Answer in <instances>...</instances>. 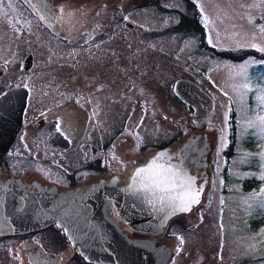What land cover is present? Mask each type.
<instances>
[{
    "label": "rangeland",
    "instance_id": "rangeland-1",
    "mask_svg": "<svg viewBox=\"0 0 264 264\" xmlns=\"http://www.w3.org/2000/svg\"><path fill=\"white\" fill-rule=\"evenodd\" d=\"M54 1H48L52 10L56 6ZM14 2L0 0V67L7 69L0 77V91L17 82L22 75L19 67L22 55L36 45L35 39L40 45L44 38L27 13L17 6L14 10ZM99 2L89 7L84 1L83 7L96 8ZM195 2L209 46L217 51L251 49L264 54V0ZM152 3L151 0H109L107 5H100L102 8L96 16L85 12L86 35L96 30L95 25L115 22L117 39L133 41V61L151 59L146 81L157 83L163 93L158 96L152 85L133 78L132 83L121 85L114 94L93 96L90 102L95 103V110L88 114V127H99L101 137L106 140L116 134L123 124V115L130 112L132 123L126 130L136 133L143 146L163 145L173 140L180 129L185 130V126L213 130L209 202L201 209L205 214L193 228H179L177 242H171V251L175 253L171 263L264 264V192L261 191L264 189V127L259 121L264 116V60L251 56L232 61L220 59L213 53L196 50L197 40L189 36H149L148 31L178 21L176 14L166 11L183 8V0H162L159 5L168 8L165 11ZM125 22L132 25L130 30L123 26ZM47 43L55 51L49 45L54 43ZM156 56L160 57L159 62ZM156 63L160 65L152 67ZM178 77L193 80L212 98L214 108L210 114L193 117L186 106L181 107L173 100L171 84ZM140 100L144 104L138 109ZM232 111L235 140L224 171L223 155L231 142ZM70 157L75 158L76 154ZM249 178L255 181L244 188L242 181ZM4 253L0 245V264H7L8 256ZM67 257L66 254L63 260ZM22 264H26L24 260Z\"/></svg>",
    "mask_w": 264,
    "mask_h": 264
},
{
    "label": "flooded vegetation",
    "instance_id": "flooded-vegetation-1",
    "mask_svg": "<svg viewBox=\"0 0 264 264\" xmlns=\"http://www.w3.org/2000/svg\"><path fill=\"white\" fill-rule=\"evenodd\" d=\"M14 1V10L17 6L27 13L44 38L40 45L35 39L36 45L22 55H31L28 71L21 69L20 61L22 75L14 85L27 88V104L22 127L0 158V180L13 179L28 184L29 188H32V182H37L40 186L63 191H89L111 178L126 182L133 170L134 159L158 146H143L136 133L126 130L132 123L130 112L123 115V124L116 134L103 139L99 127L91 128L94 130L88 127V114L95 110V103L90 100L100 93L114 94L121 85L126 87L132 83L133 78L145 80L147 86L152 85L157 95L162 96V87L146 81L150 76L147 69L151 59L136 58L133 61V41L117 39L115 22L95 25L96 30L86 35L83 30L85 12L96 16L102 8L100 5H107L109 0H98L101 1L99 7L86 9L84 0H51L56 2L55 7L52 5L54 23H47L36 13L32 0ZM123 26L126 28L125 23ZM47 41L54 43L49 45L55 51L49 48ZM156 57L159 62L160 57ZM7 87L4 86L1 92ZM131 101L130 96V107ZM143 104L141 101L138 109ZM74 153L76 157L71 158ZM92 182L95 183L90 184ZM18 188H15L16 194L23 190ZM25 195L33 196L26 192ZM197 212L201 220L205 211L198 208ZM105 214L113 216L111 206ZM180 221L185 223L187 219H172L161 238L170 251L171 242H177L179 238ZM121 232L126 238H144L143 234L122 226ZM0 245L5 249L3 255L8 256L7 264H22L23 260L29 264L27 256L33 258L36 251L49 257L60 256L62 261L67 254L63 264L80 261L71 253L64 236L55 226L0 238Z\"/></svg>",
    "mask_w": 264,
    "mask_h": 264
},
{
    "label": "water",
    "instance_id": "water-1",
    "mask_svg": "<svg viewBox=\"0 0 264 264\" xmlns=\"http://www.w3.org/2000/svg\"><path fill=\"white\" fill-rule=\"evenodd\" d=\"M49 0H32L36 13L47 23L55 16ZM127 28L132 25L125 22ZM31 55L24 56L21 68L28 71ZM4 69L0 67V76ZM172 94L191 110L193 117H204L214 108L212 98L193 80L178 77L171 85ZM28 91L23 86L11 87L0 94V157L6 152L21 129L22 115ZM185 130L168 145L152 149L134 159L133 170L126 182L108 179L89 191L57 190L28 184L13 179L0 180V237L20 235L55 225L62 230L72 253L91 264H166L173 256L161 242L167 224L177 216L187 219L193 228L200 216L199 205L205 206L211 190L214 131ZM159 159L157 160V158ZM158 164L195 177L200 190L199 202L188 211H177L161 202L150 192L143 191L136 172ZM19 182V183H18ZM92 182L90 184H94ZM22 187L16 194L15 188ZM19 189V188H18ZM27 194L33 195L32 201ZM28 201H24V200ZM108 206L113 216H106ZM121 226L145 238H126ZM27 259L30 264H60V257L50 258L39 251ZM30 258V257H29Z\"/></svg>",
    "mask_w": 264,
    "mask_h": 264
},
{
    "label": "trees",
    "instance_id": "trees-1",
    "mask_svg": "<svg viewBox=\"0 0 264 264\" xmlns=\"http://www.w3.org/2000/svg\"><path fill=\"white\" fill-rule=\"evenodd\" d=\"M87 5L89 6L94 0H84ZM98 0H95L94 3L91 6H94ZM155 8L161 9L165 11L168 8L161 7L159 5V0H156L155 3H153ZM172 11V12H171ZM166 12H170L173 14H176L178 17V21L174 23L173 25H170L168 27H165L160 30H155V31H148L147 34L149 36H154V37H160L161 36H172V35H177L181 37H193L195 40H197V44L195 47L196 50H203L207 51L209 53H213L215 56H217L220 59H229V60H238V59H244L246 57H254L256 59H262L264 60V54L257 53L254 50L248 49V50H241L239 52H232V51H217L213 49L211 46H209L205 42V30L204 26L202 24V16L201 12L195 3L194 0H183V8L182 10H169ZM178 38V37H177ZM179 40V38H178ZM180 41V40H179ZM170 64L166 63V66ZM175 101L181 106L184 107L183 104H181L179 101L175 99ZM188 111H190L187 108ZM229 125L231 128V137L234 140V132H235V121H234V112L232 111L230 114V119H229ZM231 156V149L228 148V150L225 152V157L228 160L229 157ZM255 181L254 178H249L243 180V186L246 188L250 182ZM251 184V183H250ZM252 186V185H251ZM184 223L181 221L179 222V228L182 227Z\"/></svg>",
    "mask_w": 264,
    "mask_h": 264
},
{
    "label": "snow or ice",
    "instance_id": "snow-or-ice-1",
    "mask_svg": "<svg viewBox=\"0 0 264 264\" xmlns=\"http://www.w3.org/2000/svg\"><path fill=\"white\" fill-rule=\"evenodd\" d=\"M244 87L247 88L248 85L245 84ZM259 121L264 127V116H260ZM157 160H154L148 169L136 172L142 190L152 193L159 201L166 202L177 211L190 210L193 204L199 202L200 190L195 186V177L158 164ZM261 191L264 192V189Z\"/></svg>",
    "mask_w": 264,
    "mask_h": 264
},
{
    "label": "bare ground",
    "instance_id": "bare-ground-1",
    "mask_svg": "<svg viewBox=\"0 0 264 264\" xmlns=\"http://www.w3.org/2000/svg\"><path fill=\"white\" fill-rule=\"evenodd\" d=\"M63 2H66V1H63ZM173 254H174V253H173ZM173 254H172V255H173ZM27 259H34V258H29V257L27 256ZM28 263L30 264V262H29V261H28Z\"/></svg>",
    "mask_w": 264,
    "mask_h": 264
}]
</instances>
